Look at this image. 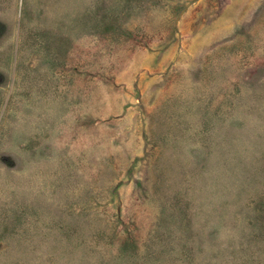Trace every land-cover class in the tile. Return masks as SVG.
<instances>
[{
    "label": "rangeland",
    "instance_id": "obj_1",
    "mask_svg": "<svg viewBox=\"0 0 264 264\" xmlns=\"http://www.w3.org/2000/svg\"><path fill=\"white\" fill-rule=\"evenodd\" d=\"M0 264H264V0H0Z\"/></svg>",
    "mask_w": 264,
    "mask_h": 264
}]
</instances>
